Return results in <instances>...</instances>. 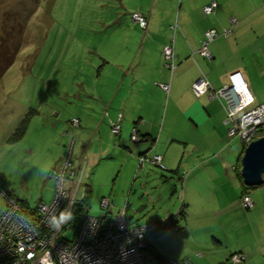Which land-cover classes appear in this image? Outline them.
<instances>
[{
    "label": "crops",
    "instance_id": "obj_1",
    "mask_svg": "<svg viewBox=\"0 0 264 264\" xmlns=\"http://www.w3.org/2000/svg\"><path fill=\"white\" fill-rule=\"evenodd\" d=\"M213 1L218 4L215 13L206 14L204 7ZM139 5L146 11L136 10L148 18L146 29L134 23L129 39L109 42V57L102 59L103 68L95 77L94 107L96 114L102 115L95 122L94 137L102 145L116 138L121 148H128L129 155L122 164L127 174L130 170L136 176L142 171L149 176L148 170L157 167L178 180L175 197L183 202L185 213L177 218L179 230L165 235L192 242L206 254L195 249L180 250L173 259L201 264L206 255H213L208 252L213 243L219 249L215 256L222 257L220 263L229 264L231 243L222 233L238 219L231 214L229 218L227 212L239 211L242 217L249 211L245 218L254 233L247 238L261 243L260 253L240 264H264V235L261 237L257 231L259 211L262 208L264 212V193L260 190L264 183L246 189L240 167L244 145L241 143L239 157L231 146L235 137L228 135L223 101L209 95L199 97L192 90L202 75L217 90L229 83L231 74L241 72L255 103H264V0H139ZM225 28H231V33L209 45L212 58L201 56L198 50L205 32ZM169 44L174 45L177 64L172 72L165 68L163 58V47ZM161 84H169V92ZM120 114L121 133L116 136L110 121ZM134 127L141 137L138 142L131 140ZM145 153L161 155L163 167L140 165L139 156ZM246 193L255 202L252 209L243 207ZM110 201L108 215L117 220L120 211L115 214ZM124 209L127 214L128 202ZM146 243L155 256L169 258ZM251 246L244 251L253 249Z\"/></svg>",
    "mask_w": 264,
    "mask_h": 264
},
{
    "label": "rangeland",
    "instance_id": "obj_2",
    "mask_svg": "<svg viewBox=\"0 0 264 264\" xmlns=\"http://www.w3.org/2000/svg\"><path fill=\"white\" fill-rule=\"evenodd\" d=\"M138 9L146 12L139 0H0V42L6 35L11 37L7 43L15 52L13 63L0 77V215L8 206L6 195L17 198L25 209L52 200L55 183L50 172L69 153L72 138L73 160L84 154L87 161L83 183L91 191L86 204L89 215H104L103 197L113 200L115 214L128 202L126 218L131 225L153 224L165 216L162 221L182 207L175 197L178 180L174 176L157 167L148 170L149 176L142 171L127 174L122 164L128 148H121L116 138L102 145L94 137L95 122L102 115L94 107L95 77L103 68L102 59L109 57L108 43L133 35L132 14ZM75 119L80 123L74 125ZM24 122L23 135L15 138ZM232 142L240 157L241 139ZM260 190L264 193V186ZM227 214L238 219L222 233L231 243L228 252L243 253L246 259L240 263H245L260 253L261 243L247 238L254 232L245 214ZM258 216L262 237V208ZM170 232L157 237L147 232L146 241L170 259L180 250L206 254L192 242L167 238ZM74 235V229L66 231L67 239L73 240ZM249 244L253 249L244 251ZM210 245L208 252L213 255L200 263L222 264V257L215 256L219 249ZM228 263L240 264L230 256Z\"/></svg>",
    "mask_w": 264,
    "mask_h": 264
},
{
    "label": "built area",
    "instance_id": "obj_3",
    "mask_svg": "<svg viewBox=\"0 0 264 264\" xmlns=\"http://www.w3.org/2000/svg\"><path fill=\"white\" fill-rule=\"evenodd\" d=\"M218 7L213 1L204 7L206 14L215 13ZM132 20L142 29H146L148 18L141 12H134ZM232 23L235 20L232 19ZM231 28L221 32L209 29L205 32L199 54L207 59L212 58L209 45L219 36H228ZM165 68L174 71L176 55L174 45L163 47ZM165 92H169V84H161ZM194 93L201 97L221 99L226 112L225 124L231 138H240L247 146L253 140L264 136V103L256 104L255 97L241 72L230 75L229 83L223 88L214 90L205 75L197 79L193 85ZM122 114L115 121H110L111 132L121 133ZM74 125L79 120H74ZM137 128L134 127L131 140L138 142ZM74 138L69 144V153L60 165L50 172V178L55 183V194L49 203L41 202L34 209H25L14 196L6 195L8 206L0 215V264H189L170 258H159L149 249L145 234H163L178 231L177 218L184 207L162 221L147 225H131L126 210L119 213V219L114 220L108 215L111 207L109 198L101 200L105 211L102 217L82 213L74 222V209L85 198L87 187L83 183L87 161L84 155L73 160ZM140 165L151 163L163 167L162 156L145 153L139 156ZM243 207L252 209L255 202L250 194H244ZM61 213L70 217L60 221ZM59 223V227L55 224ZM74 229L73 240L66 238V231ZM231 259L240 263L246 259L243 253H234Z\"/></svg>",
    "mask_w": 264,
    "mask_h": 264
},
{
    "label": "water",
    "instance_id": "obj_4",
    "mask_svg": "<svg viewBox=\"0 0 264 264\" xmlns=\"http://www.w3.org/2000/svg\"><path fill=\"white\" fill-rule=\"evenodd\" d=\"M241 176L248 187L264 183V136L246 146L241 158Z\"/></svg>",
    "mask_w": 264,
    "mask_h": 264
},
{
    "label": "trees",
    "instance_id": "obj_5",
    "mask_svg": "<svg viewBox=\"0 0 264 264\" xmlns=\"http://www.w3.org/2000/svg\"><path fill=\"white\" fill-rule=\"evenodd\" d=\"M10 38L11 37L6 35V37H4V39H3V41L0 42V77L9 69V66L13 63L14 58H15V52H12L11 46L7 43V41ZM16 49H17V46H16L15 50ZM25 126H26V124L24 122L23 125H21V127L16 132L15 138H20L23 135V133L25 131ZM251 188H253V187L246 186L247 190H249ZM89 193H90V190L87 189V192H86V195H85V198L83 199V201L76 205V207L74 209V222H76L78 220L79 215L86 212V204L89 201V195H88ZM22 206L24 207L23 204H22ZM184 213H185V209L183 208L182 211L180 212V215H184Z\"/></svg>",
    "mask_w": 264,
    "mask_h": 264
},
{
    "label": "clouds",
    "instance_id": "obj_6",
    "mask_svg": "<svg viewBox=\"0 0 264 264\" xmlns=\"http://www.w3.org/2000/svg\"><path fill=\"white\" fill-rule=\"evenodd\" d=\"M67 219H70V217H67V216H65L63 213H61L60 221L63 222V221H65V220H67ZM55 226H56V227H59L60 225H59V223H56Z\"/></svg>",
    "mask_w": 264,
    "mask_h": 264
}]
</instances>
